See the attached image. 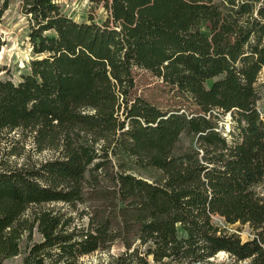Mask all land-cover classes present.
<instances>
[{
	"label": "trees",
	"instance_id": "1",
	"mask_svg": "<svg viewBox=\"0 0 264 264\" xmlns=\"http://www.w3.org/2000/svg\"><path fill=\"white\" fill-rule=\"evenodd\" d=\"M91 2L103 22L20 2L31 59L0 78V264H264V0ZM138 71L178 99L145 97Z\"/></svg>",
	"mask_w": 264,
	"mask_h": 264
},
{
	"label": "rangeland",
	"instance_id": "2",
	"mask_svg": "<svg viewBox=\"0 0 264 264\" xmlns=\"http://www.w3.org/2000/svg\"><path fill=\"white\" fill-rule=\"evenodd\" d=\"M63 11L77 21L87 20L93 17L101 23L105 19L106 12L101 6L92 3L91 0H57ZM9 9L0 18V34L4 44L0 47V66L5 70L0 73V78L18 81L25 72L31 59L30 45L26 39V20L19 13L21 0H9ZM213 80L206 82L210 86ZM137 84L140 93L155 103L170 104L178 99L174 93H169V88L146 71L137 72ZM46 156V154L42 155ZM22 161V159H20ZM214 222L222 228L238 232L243 238H247V228L238 231V225H227L223 219L216 216ZM105 254L97 253L81 259L80 264H97ZM21 256L11 258L4 264H20Z\"/></svg>",
	"mask_w": 264,
	"mask_h": 264
}]
</instances>
